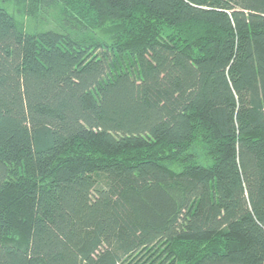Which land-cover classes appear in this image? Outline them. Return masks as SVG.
<instances>
[{
    "label": "trees",
    "instance_id": "trees-1",
    "mask_svg": "<svg viewBox=\"0 0 264 264\" xmlns=\"http://www.w3.org/2000/svg\"><path fill=\"white\" fill-rule=\"evenodd\" d=\"M0 264H264V0H0Z\"/></svg>",
    "mask_w": 264,
    "mask_h": 264
},
{
    "label": "rangeland",
    "instance_id": "rangeland-1",
    "mask_svg": "<svg viewBox=\"0 0 264 264\" xmlns=\"http://www.w3.org/2000/svg\"><path fill=\"white\" fill-rule=\"evenodd\" d=\"M44 27H45V26H44ZM44 27H43V28H44Z\"/></svg>",
    "mask_w": 264,
    "mask_h": 264
}]
</instances>
